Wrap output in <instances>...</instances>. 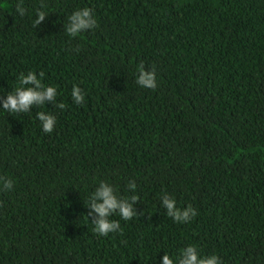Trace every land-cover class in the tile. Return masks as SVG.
Returning <instances> with one entry per match:
<instances>
[{"label": "trees", "instance_id": "obj_1", "mask_svg": "<svg viewBox=\"0 0 264 264\" xmlns=\"http://www.w3.org/2000/svg\"><path fill=\"white\" fill-rule=\"evenodd\" d=\"M20 3L0 0V98L34 72L65 108L0 104V177L13 182L0 181V264H176L188 246L264 264V0H22L23 16ZM84 8L98 26L72 37ZM141 62L155 90L136 83ZM38 112L56 118L51 133ZM101 182L139 197L107 236L88 217ZM165 195L197 215L174 222Z\"/></svg>", "mask_w": 264, "mask_h": 264}, {"label": "clouds", "instance_id": "obj_2", "mask_svg": "<svg viewBox=\"0 0 264 264\" xmlns=\"http://www.w3.org/2000/svg\"><path fill=\"white\" fill-rule=\"evenodd\" d=\"M41 7L43 8L45 6L42 4ZM16 11L21 16L25 15L26 10L22 6V0L20 4H17ZM36 16L37 19L34 21L35 26L39 25L45 19L47 13L42 10H37ZM68 19L69 24L66 32L72 37L98 26L92 10L89 8L74 12ZM137 71L138 77L136 83L138 85L152 90L157 88L154 69L151 71L145 70V66L141 62ZM40 76L43 77V73H40ZM19 84L20 86L13 93H9L6 98H0V104H2L3 110L12 113H26L34 105H44L45 101H52L60 110L65 108L63 103H55L57 96L56 88L43 85L41 79H38L34 72L22 75L19 78ZM29 85L30 87H26ZM71 95L76 104H81L84 100L82 89L78 86H73ZM37 118L41 121L42 129L45 133H51L53 131L56 124V118L53 115L38 112ZM0 181L3 182L5 190L12 188L13 182L10 179L0 177ZM128 188L135 192V182L131 181L128 184ZM138 201L139 197L136 195L126 198L118 197L111 185L106 182H101L99 187L90 196L88 202V208L90 209L88 217H91V223L94 225L93 231L100 236H107L109 233H114L118 230L122 232L119 222L109 220V217L117 214L125 221L131 220L134 216H137V211L134 210L133 204ZM162 204L167 209V216L171 217L174 222L187 223L197 215L196 211L190 205L184 210L178 209L176 207V201L167 195L162 197ZM162 264H174V261L165 253L162 257ZM176 264H222V262L215 254L210 257H201L195 246H188L186 249L181 250Z\"/></svg>", "mask_w": 264, "mask_h": 264}]
</instances>
